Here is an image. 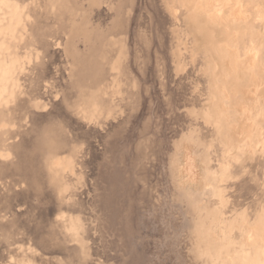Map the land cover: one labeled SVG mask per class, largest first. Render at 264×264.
I'll use <instances>...</instances> for the list:
<instances>
[{
	"label": "rangeland",
	"instance_id": "obj_1",
	"mask_svg": "<svg viewBox=\"0 0 264 264\" xmlns=\"http://www.w3.org/2000/svg\"><path fill=\"white\" fill-rule=\"evenodd\" d=\"M0 264H264V0H0Z\"/></svg>",
	"mask_w": 264,
	"mask_h": 264
},
{
	"label": "bare ground",
	"instance_id": "obj_2",
	"mask_svg": "<svg viewBox=\"0 0 264 264\" xmlns=\"http://www.w3.org/2000/svg\"><path fill=\"white\" fill-rule=\"evenodd\" d=\"M199 12H201V11H199ZM199 14H203V13H199ZM221 51L223 52L222 49H221ZM237 59L236 60L234 59V60H232L229 63L227 62L226 66L228 67V70L230 72L229 74H232L234 79H243V78H245V75L248 73L247 69H248V66L251 64L252 56L250 54H246L245 58L240 59V60H237ZM225 80H227V79H225ZM240 87L244 91H245V88H247V87H244V85H242ZM224 89L226 91L224 90V91H222V93L227 95V96H231V95H233V93L236 92V90L238 89V86H237L236 83H234L233 85H230V87L226 86ZM253 89L255 90V88H253ZM242 107H243L244 113H245L243 118L239 117L236 121H234L235 123L228 124L229 125L228 129L232 130V134H235L236 132H239L241 135H244V137H242V138H246V136H248L253 131L252 128H251L252 125L250 124V116H251L253 110L248 107L247 103L245 105H243ZM239 111H241V110H239ZM233 131H234V133H233Z\"/></svg>",
	"mask_w": 264,
	"mask_h": 264
}]
</instances>
